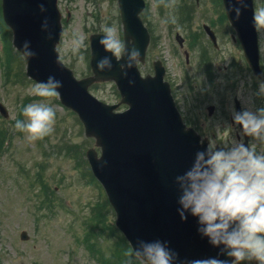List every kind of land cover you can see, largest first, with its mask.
<instances>
[{
	"label": "rangeland",
	"instance_id": "rangeland-1",
	"mask_svg": "<svg viewBox=\"0 0 264 264\" xmlns=\"http://www.w3.org/2000/svg\"><path fill=\"white\" fill-rule=\"evenodd\" d=\"M57 3L63 30L57 47L59 58L81 79L90 74L91 34H106L104 27H114L116 38L123 42L116 0ZM145 3L143 20L151 40L146 62L139 66L141 74L152 75V63L160 60L165 67V80L171 84L176 106L187 125L216 144L236 139L237 134L242 139L238 125L232 123L233 101L236 98L241 109L251 111L264 107V94L260 91L264 83V29L257 30L263 74L258 79L247 67L239 43L232 39L233 30L222 16L220 0ZM260 7H264V0H255V9ZM3 24L0 17L2 32ZM203 24L213 26L219 49L213 48ZM5 32L8 51L16 53L11 33ZM177 34L184 39L183 48ZM4 58L0 47V102L9 112L8 119L0 117V139L4 137L8 142L0 150V264H101L99 257L91 256V250L97 245L108 255L112 241L105 237L114 235L101 221L110 227L115 215L101 186L87 170L85 152L94 146V141L84 136L80 121L59 103L57 96L33 94L36 83L18 75L13 66L7 79ZM17 61L15 57V64ZM22 69L24 73V63ZM91 94L110 105L119 100L111 83L95 85ZM33 102H44L56 112L54 131L36 141H30L27 132L15 127L17 120H28L23 108ZM208 106L215 107L212 116H208ZM261 148L264 145L257 150ZM37 173L38 181L34 180ZM88 226L91 232L105 233L104 239L103 235L97 238L91 250L81 244L87 238ZM22 233L26 239L20 237ZM116 243L115 240L114 246ZM133 261L141 264L137 257Z\"/></svg>",
	"mask_w": 264,
	"mask_h": 264
},
{
	"label": "water",
	"instance_id": "water-1",
	"mask_svg": "<svg viewBox=\"0 0 264 264\" xmlns=\"http://www.w3.org/2000/svg\"><path fill=\"white\" fill-rule=\"evenodd\" d=\"M221 1L246 61L259 76L253 0ZM117 5L125 51L117 58L101 44L105 34L91 35L92 75L81 80L59 59L56 47L62 28L57 0H2V14L12 31V46L27 57L22 56L26 76L36 83H47L49 76L62 81L63 86L57 89L60 103L77 114L85 136L95 139L100 157L91 148L86 158L115 213V226L131 249L139 248L141 242L159 240L177 254L174 264L210 257L226 259L221 254L223 245L213 247L198 233L197 218L186 213L187 219L182 220L177 211L182 207L178 203L181 193L177 177L192 166L196 152L207 147V140L183 123L170 86L163 81V67L155 63L154 76L144 78L137 69L138 62L144 63L150 39L140 17L144 1L117 0ZM236 8L241 9L239 19ZM204 29L216 45L214 33L207 26ZM130 38L134 43H129ZM133 46L140 52L135 61L130 60ZM105 58L109 64L101 69L99 62ZM103 82H114L121 95L120 104L128 106L125 112L115 113L118 105H106L89 93L93 84ZM0 114L8 117L1 103ZM21 238L26 239V234Z\"/></svg>",
	"mask_w": 264,
	"mask_h": 264
},
{
	"label": "clouds",
	"instance_id": "clouds-1",
	"mask_svg": "<svg viewBox=\"0 0 264 264\" xmlns=\"http://www.w3.org/2000/svg\"><path fill=\"white\" fill-rule=\"evenodd\" d=\"M235 11L239 19L241 9ZM253 23L258 31L264 29V7L254 9ZM103 31L106 36L101 44L119 57L125 51V44L116 38V29L104 27ZM129 43H134V38ZM139 56V50L133 46L130 60L135 61ZM107 64L109 61L105 58L98 66L102 69ZM62 86V81L49 76L47 83L38 82L32 92L41 97H56L57 89ZM260 91L264 94V83ZM23 114L28 120H17L15 127L27 132L30 141L43 139L54 131L56 112L48 104L30 103L23 108ZM232 123L239 125L244 136L251 139L246 143L233 138L222 145L209 142L206 148L196 152L192 166L177 177L181 193L178 203L182 206L177 211L181 219H187L186 213L197 218L198 233L213 247L223 245L221 254L227 257H210L190 264L245 261L264 264V148L257 150L259 145H264V107L256 111L233 110ZM132 255L141 258V264H174L177 256L166 242L159 240L141 242L139 248L133 247L127 253Z\"/></svg>",
	"mask_w": 264,
	"mask_h": 264
},
{
	"label": "trees",
	"instance_id": "trees-1",
	"mask_svg": "<svg viewBox=\"0 0 264 264\" xmlns=\"http://www.w3.org/2000/svg\"><path fill=\"white\" fill-rule=\"evenodd\" d=\"M222 16L224 18L223 14H222ZM3 26H4V24H3ZM4 31H5V27L3 29V32L0 29V32L3 34V36H4ZM5 50H6V60H5L4 72H5V76L7 77V79L9 78V73H10V69L12 68V66L17 71L18 75H21V77H24L25 75H24L23 69H22L23 61H22V58L20 57V55L17 53H13L12 51L10 53L7 49V43H5ZM15 57L16 58L18 57V61L16 64H15ZM20 64H22V67ZM16 65H18L17 68H16ZM36 179L40 180L39 174L37 175ZM100 206L103 207V205H100ZM94 217L95 216H93V218ZM91 222H94L93 219L91 220ZM101 222H103V227L106 228V230H109L108 226L105 225V221H101ZM94 228H96L95 225H94ZM86 229L89 230V232L87 233L86 241L89 242V240H90V242H92V243H94V245H96L97 244L96 243L97 238H100V236L103 235L104 230H97V231L94 230L96 232V233H94V232L90 231L91 228L89 226H88V228L86 227ZM110 231L113 232V229L111 228ZM105 238H107L109 240L111 237L108 238L106 236ZM111 241H112V243L114 242L113 240H111ZM112 243L110 244V246L108 248V255L107 256L104 255L103 250L101 251L100 246L98 247L96 245V248L91 250V252L93 254L100 255L99 261L101 264H138L136 261H133V257L135 258V255L127 256V253L131 249L123 237H121L120 235H117L116 246H114V244H112ZM94 245H93V247H94ZM90 247H92V245Z\"/></svg>",
	"mask_w": 264,
	"mask_h": 264
},
{
	"label": "flooded vegetation",
	"instance_id": "flooded-vegetation-1",
	"mask_svg": "<svg viewBox=\"0 0 264 264\" xmlns=\"http://www.w3.org/2000/svg\"><path fill=\"white\" fill-rule=\"evenodd\" d=\"M236 139H240V137H239V135H238V134L236 135Z\"/></svg>",
	"mask_w": 264,
	"mask_h": 264
}]
</instances>
